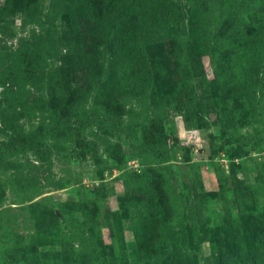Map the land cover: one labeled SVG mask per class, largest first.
<instances>
[{"label": "rangeland", "instance_id": "obj_1", "mask_svg": "<svg viewBox=\"0 0 264 264\" xmlns=\"http://www.w3.org/2000/svg\"><path fill=\"white\" fill-rule=\"evenodd\" d=\"M110 1L98 41L68 0H0V264L249 257L264 221V7L167 0L175 43L144 44L126 78L111 27L134 0Z\"/></svg>", "mask_w": 264, "mask_h": 264}, {"label": "trees", "instance_id": "obj_2", "mask_svg": "<svg viewBox=\"0 0 264 264\" xmlns=\"http://www.w3.org/2000/svg\"><path fill=\"white\" fill-rule=\"evenodd\" d=\"M68 1L71 4V9L80 10L83 16V23L87 22L89 28L95 31L98 41L103 40L104 17L102 16V12L106 8L107 0ZM166 1L134 0L132 6L123 12L113 23L111 27L110 49L116 55V65H120L123 70H126V78H129L130 74L135 71L136 67L133 66L131 59L134 55L139 54L144 44H161L164 40H173L172 43H175L176 36L169 31L168 26L171 23V19L166 17V13L170 14L173 8L171 6L165 7L164 2ZM250 3L253 8L264 7V0H251ZM110 6L115 9L116 0L109 2V10ZM118 78L120 77L117 76L116 79ZM243 79L246 81V77ZM226 80L228 83H233V80L234 83H237V72L226 70ZM120 81L117 85L119 88H122L124 84H121ZM232 89L236 90L235 86ZM157 133L154 132V134ZM152 145L153 147H157L159 143L156 142ZM254 227L256 230L253 242L254 248L251 250L249 257H244L245 253L237 247L231 252L224 254L220 260L213 264H264V221L259 224L255 220ZM151 235L150 228L146 229L143 240L136 246L137 251L142 246L143 241H146ZM146 247L150 246L147 245Z\"/></svg>", "mask_w": 264, "mask_h": 264}]
</instances>
